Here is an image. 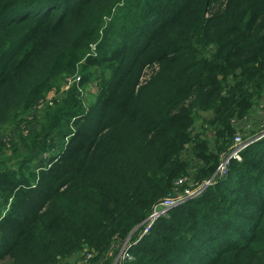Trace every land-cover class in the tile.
<instances>
[{
    "label": "trees",
    "instance_id": "trees-1",
    "mask_svg": "<svg viewBox=\"0 0 264 264\" xmlns=\"http://www.w3.org/2000/svg\"><path fill=\"white\" fill-rule=\"evenodd\" d=\"M78 77L0 164V262L101 261L136 241L127 264H264V138L141 237L264 107V0H0V134Z\"/></svg>",
    "mask_w": 264,
    "mask_h": 264
},
{
    "label": "rangeland",
    "instance_id": "rangeland-1",
    "mask_svg": "<svg viewBox=\"0 0 264 264\" xmlns=\"http://www.w3.org/2000/svg\"><path fill=\"white\" fill-rule=\"evenodd\" d=\"M145 73L149 72V68H147ZM80 74V73H79ZM78 83V79L62 81V83L57 82L46 94L45 100L42 102L44 105V109L34 108L30 112L25 115H22L20 119L16 122L11 123L7 126L2 134H0L1 142L6 144L7 147V154L2 157L0 155V164L10 165L15 158L19 155L23 154L26 151L25 148V141H22V138H28L27 141L30 143L33 134H36L40 131L42 124H45L47 118L49 117L48 113L51 112L53 109L51 106H55V103L61 100L64 96L65 92L69 89V87L76 85ZM80 83V82H79ZM98 85V80H93L89 84H86L82 88V92L86 97V100L89 104H94L97 101V93L96 88ZM50 100L54 101L53 105L50 103ZM60 103V102H59ZM51 108V109H48ZM48 109V110H46ZM204 117L207 114H203ZM253 121L250 120H242L240 121L241 126V134L242 139H246V142H252L253 140L257 139L261 140L264 138V107H257L254 109L253 113ZM23 119L24 121L20 123V120ZM202 125V122H198V128ZM20 128L18 132L15 133L14 137L11 138L9 133L11 130L15 129V127ZM23 136V137H22ZM262 137V138H260ZM252 145V144H251ZM250 145V146H251ZM249 146V147H250ZM49 156L48 153H45L44 157ZM40 165V163L38 162ZM211 187V186H210ZM202 192L194 193L195 195H200ZM202 195V194H201ZM200 195V196H201ZM199 196V197H200ZM198 197V198H199ZM170 206L166 204L160 205L157 207L154 214H158L167 210H172ZM136 242V241H135ZM130 243H134L131 242ZM115 253H108L104 256L101 261L99 258H96L97 255L90 254L87 250L84 251L81 255L76 256L73 261L78 264H104L107 259H111L110 264H118L121 262L125 257H128L127 253L124 252L121 257H117ZM132 257V256H131ZM11 259L7 258L0 262V264H10Z\"/></svg>",
    "mask_w": 264,
    "mask_h": 264
},
{
    "label": "built area",
    "instance_id": "built-area-1",
    "mask_svg": "<svg viewBox=\"0 0 264 264\" xmlns=\"http://www.w3.org/2000/svg\"><path fill=\"white\" fill-rule=\"evenodd\" d=\"M76 79H78V81H80V77H78ZM42 102H41V104H42V106L44 108V105H43ZM50 103L53 105L54 101L50 100ZM37 108L38 109H43V108L40 107V105ZM260 138H262V137H260ZM246 141H248V140H241V139H238L237 140V144L231 150V152L227 155V157H226V159H225L222 167L220 168L219 172L216 175H214L211 179L207 180L205 183H203L198 188H196V189H194L192 191H189L185 196H182L181 198H179L177 200H167V201H164L161 204H159L158 206L166 204L167 206H170L171 208L174 209L175 207H178V206L184 204L185 202H187L189 200L198 198L208 187L213 186V185H216L220 180H222V179H224L226 177L227 172H228V167L230 165L231 160L235 159V160L241 161V154H242V152L244 150H246L251 144L255 143L257 141V139L253 140L250 143L249 142H246ZM195 192L196 193L202 192V193L200 195H195L194 194ZM157 207L155 208L153 214L150 216L149 223L145 225V227H144V229H143V231L141 233V237L143 235L149 234L150 231H151V229H152L153 224L159 218L165 217V215L168 212H170V210H167V211H164V212H161V213H158V214H154L155 211H156V209H157ZM135 243L136 242H134V243L127 242L125 244V248H124L125 252L128 253V250ZM131 259H132L131 255H128V257H125L120 264H127L126 262L128 260H131Z\"/></svg>",
    "mask_w": 264,
    "mask_h": 264
},
{
    "label": "clouds",
    "instance_id": "clouds-1",
    "mask_svg": "<svg viewBox=\"0 0 264 264\" xmlns=\"http://www.w3.org/2000/svg\"><path fill=\"white\" fill-rule=\"evenodd\" d=\"M223 180V179H222ZM221 181V180H220ZM151 232V231H150Z\"/></svg>",
    "mask_w": 264,
    "mask_h": 264
}]
</instances>
